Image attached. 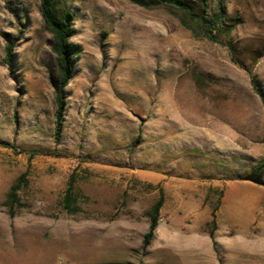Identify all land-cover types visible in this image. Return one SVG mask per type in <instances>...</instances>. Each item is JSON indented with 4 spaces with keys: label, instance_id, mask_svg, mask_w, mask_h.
<instances>
[{
    "label": "rangeland",
    "instance_id": "374dc122",
    "mask_svg": "<svg viewBox=\"0 0 264 264\" xmlns=\"http://www.w3.org/2000/svg\"><path fill=\"white\" fill-rule=\"evenodd\" d=\"M54 1L59 137L43 0H0V264H264V0Z\"/></svg>",
    "mask_w": 264,
    "mask_h": 264
},
{
    "label": "trees",
    "instance_id": "16d2710c",
    "mask_svg": "<svg viewBox=\"0 0 264 264\" xmlns=\"http://www.w3.org/2000/svg\"><path fill=\"white\" fill-rule=\"evenodd\" d=\"M158 4L169 5L176 7L186 13L187 15H192L191 7L184 0H157ZM42 16L46 23L48 30L54 37V51L58 61V82L59 86L57 87L56 92V137L60 136L61 133V125L64 118L65 112V98H64V90L68 86L70 80L74 74V67L77 61V58L80 54V50L70 42V39L74 35V15L67 9L57 8L54 0H43L42 2ZM223 13L220 12L219 17L215 19L211 17L210 21H212L211 25L218 26ZM201 22L206 21L204 16H200ZM206 29H208L206 27ZM208 38L212 41H216V37L212 34V31H208ZM13 55L12 48H7V56L6 61L11 64V56ZM254 89L257 94L264 101V93L261 88H259L256 81L253 82ZM5 146H9L8 144H4ZM19 189V185L14 186L11 189L8 197L13 202L16 198L17 190ZM71 187L68 189L66 196V203L68 206L71 204ZM164 204V196L161 193L158 202L155 204L153 208L152 215L150 217V225L148 232L144 235L143 246L148 247L154 237L155 231L158 227L160 210ZM215 218V213L212 214Z\"/></svg>",
    "mask_w": 264,
    "mask_h": 264
}]
</instances>
